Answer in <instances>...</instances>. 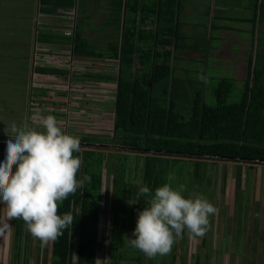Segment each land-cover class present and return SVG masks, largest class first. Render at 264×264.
<instances>
[{"label":"crops","instance_id":"1","mask_svg":"<svg viewBox=\"0 0 264 264\" xmlns=\"http://www.w3.org/2000/svg\"><path fill=\"white\" fill-rule=\"evenodd\" d=\"M128 1L121 0L120 19L112 22L110 17L115 10L114 0H0V162L5 159L6 141L10 138L6 131H3V127L11 129L13 124H21L20 121L9 118L13 111L11 108L16 107V103L21 102V106L25 108V124H41L42 118L50 114L48 111L59 110L62 114L57 113L55 117L58 124H62V127L64 125V131L68 134L83 133L80 131L83 119L81 108L85 106L83 99L90 102V96H98L96 91L103 88L98 86L99 80L94 78L86 80L83 84L84 65L90 63L92 67H89V71L92 72H98L102 67L96 60L97 56H85L73 49L74 36L78 32L82 38V29L89 22L88 16L100 7L105 13L99 21L102 22L100 28L110 29L112 35L113 31L117 33L114 38L119 41L122 33L119 27L122 26L123 29L127 14L125 6ZM141 2L151 5L157 4L159 0H137L138 5ZM144 21V27H154L156 13L146 15ZM174 23V46L172 43L169 45V63L172 69H177L178 59L181 57L202 61L201 75L195 73L202 78L195 80L187 77L189 81L194 82L192 84L178 86L176 72L170 73L169 82L172 85L168 87L167 83L165 88L166 91L169 88V92L175 91L176 94H169L167 100L174 99L178 110L182 112L188 107L189 91H194L193 96L195 92H199L200 102L207 103L203 99V92L207 91L208 82L211 83L212 92L215 84L222 79L229 81L230 88L233 86L232 79L216 77L211 73L217 66L224 69L225 76H232L240 81L239 91L248 70L255 71L261 77L259 85L264 89V0H175ZM65 29H69L70 33L65 34ZM88 42L98 48L96 42ZM103 58L107 60V66L99 71L102 72L106 68L104 75L109 79H105L104 83L109 85L102 90L112 94L114 107V78L118 74L119 65L111 56ZM89 84L95 86L93 89L96 93L83 92V86L89 89ZM7 85H10V92L7 94L10 103L6 98V91L9 89ZM162 87L158 89L161 90ZM37 91L51 93V96H46L48 99L35 100L37 105L33 106L29 94ZM177 93H182L180 100L183 102L180 105L175 100L180 96ZM155 96L159 100L166 98V94ZM67 124L72 125L73 129L65 130ZM76 124L79 126L76 127ZM115 151L123 152L119 149ZM132 151L146 156L145 152ZM161 157L191 161L190 169L183 166V170L193 178L185 196L188 193L193 195L201 185L215 190V193L203 197L207 198L217 211L209 217L205 235L193 236L185 229L183 235L172 245L169 258L160 255L149 258L128 243L129 238H134L133 230L138 212L145 206L142 197L137 199L140 190L138 184L126 181L125 178L122 183L127 188V196H124L122 201L126 212L122 221L117 222L116 229L122 246L125 249L130 247L138 253L137 264H264V162L248 163L193 154ZM112 158L109 156V159ZM109 166L112 165L108 164V168ZM203 172L204 176L200 179L202 182H197L196 179ZM109 173L111 174L110 171ZM182 173V169L175 173L178 180L181 179ZM110 181L112 184V179ZM99 219L102 222L106 220L100 213ZM5 220H8L7 224ZM112 224L110 220L109 232L112 230ZM12 225L7 208L0 203L1 251L5 249V244L2 245L1 242L7 235V227L10 232L8 243L11 246ZM9 246H6L7 251ZM155 258L157 261H154Z\"/></svg>","mask_w":264,"mask_h":264},{"label":"trees","instance_id":"2","mask_svg":"<svg viewBox=\"0 0 264 264\" xmlns=\"http://www.w3.org/2000/svg\"><path fill=\"white\" fill-rule=\"evenodd\" d=\"M114 4L115 10L110 17L112 22L120 19L121 0H114ZM125 7L127 14L120 40L112 38L105 42L106 49L94 48L88 40L80 38L78 32L74 36L75 51L85 56H111L118 62L119 70L114 78V134L108 137L91 133L71 134L80 140V152L74 155L82 158L77 179L83 181V186L59 206L58 215L71 213L74 220L71 228L64 229L61 236L48 243V264H95V230L106 150H135L145 152L147 158L193 154L248 163L264 162V89L259 85L261 77L248 70L242 89L234 100H229V81L222 79L214 86V103L200 102V93L195 92L185 113L172 110L174 99L159 100L155 95L166 94L165 85L170 79L169 45L172 43L174 46L176 37L175 0H159L151 5L142 2L138 5L137 0H129ZM155 13L154 27H144L145 16ZM104 74L101 71H83L82 77L87 80L109 79ZM108 145L118 148H109ZM109 162L113 166L107 168L112 179L109 200L113 226L109 233L106 264H121L122 260L129 258L137 262L138 254L127 256L122 243L116 244L111 240L119 221L114 219L121 200L117 195L126 186L123 183V187L118 185L116 176L121 177L122 171L113 165V158ZM154 167L152 165V170ZM85 176L90 180H85ZM123 195L127 196V192ZM18 222L19 218H12L15 234H19L16 229ZM115 237H119L117 233ZM111 251L116 255L113 256Z\"/></svg>","mask_w":264,"mask_h":264},{"label":"clouds","instance_id":"3","mask_svg":"<svg viewBox=\"0 0 264 264\" xmlns=\"http://www.w3.org/2000/svg\"><path fill=\"white\" fill-rule=\"evenodd\" d=\"M41 126L43 131L13 124L12 134L6 133L10 138L0 162V203L7 206L8 217L22 219L44 246L71 228L73 215H58V209L83 181L77 179L82 158L74 155L80 152L79 138L63 131L53 115L43 117ZM174 179L169 173L154 193L144 186L137 196L149 199L138 212L128 243L149 258L167 255L185 229L193 236L205 235L209 217L217 211L202 195L185 196L184 185L174 188Z\"/></svg>","mask_w":264,"mask_h":264},{"label":"rangeland","instance_id":"4","mask_svg":"<svg viewBox=\"0 0 264 264\" xmlns=\"http://www.w3.org/2000/svg\"><path fill=\"white\" fill-rule=\"evenodd\" d=\"M92 13L88 16V20H89L88 24L84 25L82 29V38L88 41H92L91 43L96 42L98 48L106 49L105 42L114 38L115 35L117 37V33H114L113 31L114 35H112L111 34L112 31L110 29L100 28L102 27V22H99V21L103 19L104 14H105L100 7L99 9H97V11H93ZM121 27L122 26L119 27L120 33L122 30ZM96 60L99 63V66L102 67V68H99V70H103V67L107 66V60L104 59L103 57H98ZM178 62H179V66L177 67V69L173 68L171 71V74L176 72L178 76L177 80L175 78V80L178 81L177 83L178 86H181V85L186 86L188 84L194 83V82L189 81L187 77L195 78V80L196 78H199V79L202 78L200 76L198 77L197 75V74L201 75L200 71H202L201 70L202 61L181 57V59H178ZM90 66L92 67L90 63H87V65H84V71L88 72ZM105 70L106 68H104V71L102 72L104 73ZM224 72L225 71L222 67L217 66L214 69H212L211 73L215 74L216 77L224 76L226 78L232 79L233 86H231L229 94L231 96L230 97L231 99H235L239 95L240 81H238L237 78H234L232 76H229V77L225 76ZM204 79L207 80L206 77H204ZM86 80L87 79L83 78V84L86 83ZM104 82L106 81L104 80L98 81V86H103L102 89H105L109 85V84L105 85ZM208 83H209V86H208L207 91L203 92V99L207 103H213L215 97L211 89V83L210 82ZM171 85L172 83L168 81V87ZM7 86L9 89L8 91H6V98L10 103L11 101L7 97V94H9L10 92V85H7ZM84 87L85 86H83V92H88V91H90L88 93L97 92L98 96L96 94V95L90 96L91 99L87 98L88 100H91L90 102L85 101L83 99V104L85 106L81 108V111H83V114H82L83 119L80 124V127H81L80 131L83 133L86 132V133H91V134H98L99 136L101 135L112 136L114 134V130H113V113H114L113 109L114 107H112V101H111L112 94H110L109 91L105 92L101 88L95 92V89H93L95 86L90 85V84L88 85V87H90L89 89H86ZM193 93L194 91H189L188 93L189 99H191V97L193 96ZM169 94L174 96L176 93L175 91L169 92V88H168L166 92V98H165L166 100L168 99ZM177 94H179L180 96L178 98H175V100H177V102H179L178 104L180 105L181 102H183L182 100H180L182 98V93H177ZM29 95H30V99L33 100V102H30V103L31 105L34 106V105H37V103H34L35 100L48 99L46 96H51V93L37 91ZM53 97H55L54 94H53ZM93 98H96V99L93 101L92 100ZM189 101L187 103H189ZM11 109H13V111L17 110L15 113L12 111L9 118L15 121H20L21 124H16L18 128H25L26 126L28 129L37 128L38 131H43V128L40 123L39 124L31 123L33 125L25 124L24 119L26 115L23 112V109L25 111V108L24 106L23 107L21 106V102H19L18 104L16 103V107L11 108ZM186 109L182 111L181 113L182 114L185 113ZM63 110L60 109V111H63ZM172 110L177 111L178 109L175 107V105H173ZM48 112L50 113L49 115H53V116H55L57 113L62 114V112H59V110H54L53 112L48 111ZM14 116H17V117H14ZM28 122L30 123L32 121H28ZM59 125L64 131V125L63 127H62V124H59ZM77 126L79 125L76 124V127ZM65 128H66L65 130L68 131V130L73 129V126L67 124L65 125ZM3 131H6V133L9 135L12 134L10 127L8 129L6 127H3ZM108 146L109 148H118L115 146H110V145ZM129 151L131 152H120V151L111 152V150H106L104 165L102 166L100 202H99L100 204L99 213L103 214L106 220L102 222L99 219V221L96 224V230H95L96 245H95V255H94L95 264H106V256H107L106 250L108 247V240H109V233H110L109 232L110 220H111V212H109L111 174L109 173V170L107 169L108 168L107 164L109 163V160H110L109 156H112L114 159L113 165L116 166V168H119L120 171H122L121 177L120 175L116 176L117 180H119L118 185L122 187H123L122 182L126 178V181L136 182L138 184L139 189L144 186H147L154 193V190L157 184L158 186H161L162 184H164L166 182L165 180H167L168 174L171 173L175 177L174 181L172 182V186L175 188V187H179L180 185H184L185 186L184 195H185L187 188L190 187V184L192 183V180H193V178L188 175V172L183 170L184 169L183 166L187 167L188 169L192 167L191 161L181 160V159H177L174 157L167 158V157H161V156H154L153 158H147L146 156L142 154H137L136 152L132 150H129ZM152 165H155L153 171H152ZM181 169L183 173H182L180 180L182 181L179 183L180 180L177 179V175H175V173H178V171H180ZM123 175H124V178H123ZM203 176H204V172L199 175V178H197L196 181L202 182V180L200 179H202ZM153 183H155L154 186H153ZM198 188L199 189L195 191L194 194L206 196V195H211V193L216 192L215 190H212L204 185H201ZM126 192H127V188H125V190L123 188V190L120 189L118 193L120 195H117L118 200L120 199L121 200L119 201V204L117 203L118 212H117V215L114 216V219L116 220L122 221L123 217H125L126 210H125L124 204L122 203V199H125L123 194H125ZM186 196H191V195L188 193ZM142 198L144 199V206L146 207L147 200L149 199V197L145 196ZM5 207L7 208L6 205ZM6 222H8V220L7 221L5 220V223ZM14 226L15 225H12L13 229L12 228L10 229L11 240H12L11 246H9V243H8V235L10 233L9 227H7V235L4 237V241L1 242L2 245L5 244V249H3L2 251L0 250V258L2 261L0 262V264H9V261H10V264H48V256H47V251H46L48 243L42 246L40 240L38 239L37 241V239L33 237L30 234V232L27 230V226L22 219L19 220V224L17 226L19 234L14 233ZM128 232L131 233L130 228H128ZM115 235L111 238V240L113 239V242L117 244L120 239L115 237ZM15 237L17 238L14 240ZM6 246H9V251H7L8 249L6 250ZM126 251H127L126 255L129 257L135 256L136 254H138L134 249H131L130 247H128ZM111 252L113 253V256L114 254L116 255L115 251H111ZM7 253H8V256H7ZM163 256H165V258H169L170 253H168L167 255H163ZM6 258L8 262L5 263ZM154 261H157V259L155 258ZM120 263L121 264H137V262L133 258L122 260Z\"/></svg>","mask_w":264,"mask_h":264},{"label":"built area","instance_id":"5","mask_svg":"<svg viewBox=\"0 0 264 264\" xmlns=\"http://www.w3.org/2000/svg\"><path fill=\"white\" fill-rule=\"evenodd\" d=\"M64 33L65 34H69L70 33V30L69 29H65Z\"/></svg>","mask_w":264,"mask_h":264}]
</instances>
